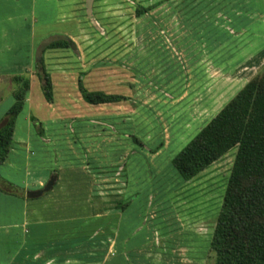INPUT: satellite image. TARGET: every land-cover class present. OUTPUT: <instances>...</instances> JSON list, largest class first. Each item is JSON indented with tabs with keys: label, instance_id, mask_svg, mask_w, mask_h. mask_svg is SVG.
I'll list each match as a JSON object with an SVG mask.
<instances>
[{
	"label": "rangeland",
	"instance_id": "obj_1",
	"mask_svg": "<svg viewBox=\"0 0 264 264\" xmlns=\"http://www.w3.org/2000/svg\"><path fill=\"white\" fill-rule=\"evenodd\" d=\"M54 1L46 7L48 23L39 21L36 30L68 22ZM137 5L147 10L136 14ZM80 8L75 48L40 53L52 99L34 72L40 98L33 86L32 111L24 103L16 116L20 126L31 125L28 142L18 146L14 164H0V175L24 188V195L0 190V224L8 223L0 264H213L209 242L236 147L190 179L171 158L261 70L264 0H92L90 11L83 0ZM250 60L254 67L243 69ZM241 69L251 75L238 77ZM80 73L88 90L127 98L88 102ZM14 86L0 74V117ZM39 99L45 104L38 109ZM30 114L50 141L40 140ZM27 161L52 171L76 167L59 172L61 187L48 198L51 188L23 201L26 189L37 188L24 183ZM91 200L94 209L109 208L93 214ZM33 221L38 226L30 229Z\"/></svg>",
	"mask_w": 264,
	"mask_h": 264
},
{
	"label": "trees",
	"instance_id": "obj_2",
	"mask_svg": "<svg viewBox=\"0 0 264 264\" xmlns=\"http://www.w3.org/2000/svg\"><path fill=\"white\" fill-rule=\"evenodd\" d=\"M146 10L143 5L135 8L136 14ZM73 44L74 40L65 35L51 40L46 47H72ZM34 72L46 97L52 99V81L41 54L36 55ZM80 74L79 88L88 102L127 98L122 93L88 90ZM11 79L15 83L13 102L0 117V163L8 157L16 116L23 108L30 84L28 70L12 74ZM30 120L42 135V121L33 114ZM232 147H236V151L209 242L213 264H264V64L171 158V162L182 178L190 179ZM52 173L56 174V169ZM0 190L24 195V188L1 175ZM124 205L126 203L119 202L115 206ZM93 211L96 214L104 209Z\"/></svg>",
	"mask_w": 264,
	"mask_h": 264
},
{
	"label": "crops",
	"instance_id": "obj_3",
	"mask_svg": "<svg viewBox=\"0 0 264 264\" xmlns=\"http://www.w3.org/2000/svg\"><path fill=\"white\" fill-rule=\"evenodd\" d=\"M51 0H0V74H5L9 75L11 77L12 74L18 73L23 69H28L30 70V84L29 88L26 91V96H25V105L30 108V111H32V90L33 86L37 87V81L35 80V74H34V50L36 43L40 40L43 39L44 37L51 36L56 33L52 32H58L59 34H67L69 37H71L74 40V33L76 32V28H78V23L82 21V16H81V8L80 6L82 5L83 0H55L54 4L57 6L58 5V13H61L64 19L68 18V22L63 24L61 28L56 29L54 31H46V30H36L37 24H46L49 21L48 13L46 10L47 5L50 4ZM57 10V9H56ZM70 17L73 19L70 20ZM40 21V22H39ZM68 23H73V24H68ZM42 24V25H43ZM52 33V34H51ZM57 48H64V47H57ZM66 48V47H65ZM255 63L253 61H248L246 65L243 66L244 68H249V67H254ZM243 69L239 70L236 72V75L238 77H241L243 75L247 76V74L251 73H241L243 72ZM250 70H252L250 68ZM252 72V71H251ZM253 75V74H252ZM248 78L250 76H247ZM237 87L238 89L243 85L246 81L247 78ZM229 82V81H228ZM38 88V87H37ZM39 90V88H38ZM105 92H114V91H109L106 90ZM40 93V90L38 91V94ZM114 93H120V92H114ZM124 94V93H123ZM40 98V94L38 96ZM229 97L227 98V100ZM13 100L10 98V102ZM226 100V101H227ZM225 101V102H226ZM103 103H108V102H103ZM45 102L42 99H39L38 102L36 103V106H38V109L43 106ZM99 104V103H95ZM1 107V106H0ZM41 113V119H44L45 116L40 111ZM1 114V113H0ZM25 119H23L24 122ZM22 125L20 126L19 123L15 120V126H14V143H12L11 148L9 150V154L7 157V160H10L11 164H14L16 162L15 157L19 155L18 151L20 150L18 146H20L21 143H27L28 142V135L31 133V125L26 121L25 123H21ZM23 127L25 130V133L27 132L28 134H23ZM41 141H50V136H45V135H39ZM29 146H26L28 149ZM33 151H31L32 153ZM31 159L30 155H28L27 159ZM3 161L0 164L6 163V161ZM107 164V162H104ZM109 163V162H108ZM115 163V162H112ZM34 161H30L26 163V171H25V178H24V183H30L33 181L34 184H36L37 187H41L45 184L47 179L49 178L50 175L54 174L52 173V168L50 165H45V166H36L34 165ZM86 165V164H84ZM76 167V163H69L67 165L65 164H59L55 167L57 173L56 175V180L54 184L51 187V190L48 192V194L45 196V198H48L47 196L51 195V192L55 190V186L57 185L56 188L61 187L60 182H61V176L59 172L62 170H70L74 169ZM36 175H35V174ZM31 174L35 175L33 178H31ZM59 184V185H58ZM27 197V196H26ZM23 201H26L28 199H31V197L27 198H21ZM37 199V198H36ZM48 200V199H47ZM93 200L90 201V205L88 209H91V212H93V209L95 207V203L92 202ZM49 203V202H48ZM47 203L46 206L42 207V209H49V204ZM101 206L106 207L105 203H102ZM54 207V206H51ZM56 208V207H55ZM104 208V209H108ZM52 209V208H50ZM102 209L98 208L97 210ZM10 213L12 212V209H10ZM102 212L96 213L100 214ZM10 226H19V223L17 222H9ZM28 224V223H26ZM8 223L6 224H0V235L3 234L2 231L5 230V226H7ZM30 229H35V226H38L35 224V221H33L31 224H29ZM12 239V238H11ZM1 241V237H0ZM13 255V254H12ZM11 255V256H12ZM15 256V254H14ZM68 261V260H67Z\"/></svg>",
	"mask_w": 264,
	"mask_h": 264
},
{
	"label": "water",
	"instance_id": "obj_4",
	"mask_svg": "<svg viewBox=\"0 0 264 264\" xmlns=\"http://www.w3.org/2000/svg\"><path fill=\"white\" fill-rule=\"evenodd\" d=\"M91 3H92V0H86V6H87V10L88 11H90ZM60 37H65V34L56 33V34H53L51 36L44 37L40 41V43H39V45H38V47L36 49V55H40L41 51L44 49V47H46V45L51 40L57 39V38H60ZM72 47H75V45L73 44ZM55 180H56V175L55 174L50 175L43 186L37 187V188H28V189H26L25 196H27V197H35V196L41 195L43 192L49 190L52 187V185L54 184Z\"/></svg>",
	"mask_w": 264,
	"mask_h": 264
}]
</instances>
